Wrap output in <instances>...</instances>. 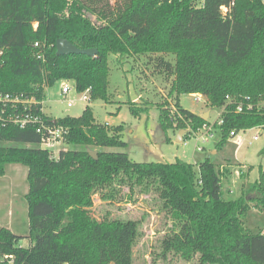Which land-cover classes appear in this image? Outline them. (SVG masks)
<instances>
[{
  "label": "trees",
  "instance_id": "1",
  "mask_svg": "<svg viewBox=\"0 0 264 264\" xmlns=\"http://www.w3.org/2000/svg\"><path fill=\"white\" fill-rule=\"evenodd\" d=\"M226 4L228 0H205L202 9H195L178 0H0V93L43 100L46 88L69 81L79 93L89 90L90 101H105L110 56L119 63L128 56L172 54L173 65L159 62L164 73L173 75L169 95L200 94L211 109L223 108L219 151L230 132L264 125V107L237 113L225 99L248 95L254 104L263 101L264 0H235L222 18L220 6ZM59 39L97 53L59 56ZM35 41L42 44L43 60L36 58ZM175 105L193 131L207 123ZM129 111L134 116L142 112L132 104ZM159 121L168 141L173 121L166 111ZM55 122L69 129L64 144L71 147L59 151L56 160L39 148L33 128H0V176L5 165L20 164L27 168L28 183L27 234L0 229V264H132L130 242L112 236L135 224L98 221L89 210L96 193L112 200L116 187L126 186L131 194L135 187L151 184L158 186L161 209L173 223L168 253L187 264L194 259V264H264V234H251L243 222L251 208L264 212L261 168L250 189L236 200H224L221 182L227 170L220 172L210 158L196 172L180 160L137 163L125 153L107 152L126 146L123 127L97 123L88 107L78 118ZM183 127L180 123L176 129ZM88 151L96 152V159ZM259 155L264 156V148ZM49 239L52 246L46 245ZM23 240L28 247L21 246Z\"/></svg>",
  "mask_w": 264,
  "mask_h": 264
},
{
  "label": "rangeland",
  "instance_id": "2",
  "mask_svg": "<svg viewBox=\"0 0 264 264\" xmlns=\"http://www.w3.org/2000/svg\"><path fill=\"white\" fill-rule=\"evenodd\" d=\"M36 26L33 24V28ZM160 60L173 65L175 56L157 53L135 55L122 58L119 63L110 56L107 100L80 102L77 97L81 93L71 92L69 98L74 99L75 103L68 108L60 95V82H57L44 90L45 113L55 120L66 117L78 118L88 107L97 123L107 124L109 127L121 125L123 127L121 140L126 146L106 148L105 151L125 153L133 162L174 163L180 160L193 165L194 170L198 172L199 163L205 158H210L216 169H222L225 173L224 169L227 167L233 174L238 173L237 176L227 177L221 182L223 199H238L242 189L247 191L253 186L258 178L259 168L264 171V156L259 155L264 148V129L261 130L258 140L250 144V138L256 131L239 132L237 138L243 139V145L235 153V145L231 141L217 151L219 131L215 129L212 138H204L202 130L204 125L193 131L190 123L176 113L175 104L178 102L182 108L201 118H203L202 114L208 111L209 117L205 124L207 126H212L216 122L221 109H211L206 99L205 102L197 103L192 95H181L177 99L175 95H169L173 75L162 71ZM72 85L70 83L71 87ZM131 104L142 112L137 116L132 115L129 111ZM161 111H166L168 118L173 121L174 128L166 132L168 141L163 138L164 133L160 127ZM180 123L184 127L176 129ZM179 130L186 131L183 137L188 135L192 137L177 144L175 140ZM203 139L205 142H202ZM2 145L9 144L2 143ZM13 146L34 147L24 144ZM197 146L203 150L198 151ZM70 149L67 144L60 145L55 148L54 155L60 150ZM241 172L244 174L241 175ZM116 189L117 193L112 200H102L101 193H96L89 213L98 221L123 220L135 224L129 231L112 236L130 242L132 264H187L165 249L168 246L167 239L173 229V223L167 213L161 209L158 186L151 184L147 189L135 187L131 194L126 186ZM27 192V168L20 164L5 165L4 175L0 176V229L4 228L15 235L26 236ZM243 222L251 234L264 232V212L256 208L248 211ZM46 245L52 246L53 240H47ZM21 246L28 247V241L23 240ZM195 261L196 259L191 264Z\"/></svg>",
  "mask_w": 264,
  "mask_h": 264
},
{
  "label": "built area",
  "instance_id": "3",
  "mask_svg": "<svg viewBox=\"0 0 264 264\" xmlns=\"http://www.w3.org/2000/svg\"><path fill=\"white\" fill-rule=\"evenodd\" d=\"M178 1H188L193 8L202 9L204 7L205 0H178ZM235 0H228V4L220 6V14L222 18H226L231 12V8L234 5ZM36 25V24H35ZM32 48L37 50V59L43 60L41 55L42 44L39 41H35L32 45ZM3 59V51L0 50V64ZM69 81L60 82V95L63 98V101L66 103L68 108L72 107L75 103L74 99L69 98L71 92H77L74 84L70 86ZM195 102H205V98L200 94L192 95ZM226 102L229 104H234L235 111L237 113H244L246 111H251L253 108L264 107V97L263 101L254 104L253 99L244 95L239 98L237 101H232L229 96H226ZM77 100L80 102H89L90 95L89 90L81 92V95L77 97ZM44 99L37 100L33 96H26L21 93H0V128L16 127L19 129H24L31 127L35 130V133L40 138V148L49 152L50 157L54 160L57 159V155H54L55 148L60 147L66 141V137L69 134V129L65 126L56 124L55 120L52 123H48L46 118L52 119L45 113L44 109ZM223 108L220 110L216 122L211 126L204 125L202 130L204 131V138H212L215 129L221 126L223 123L222 120ZM107 125V124H105ZM264 129V125L254 127L248 130H255L256 133L250 138L249 144L253 141L258 140L261 130ZM247 130L240 131L242 133ZM239 132H230L229 136L231 139H234V144L236 149L240 148L243 145V139L237 138ZM188 137H191L188 135ZM202 142H205L204 139ZM198 151H202L203 148L197 146ZM61 151V150H60ZM238 174L235 172V175ZM237 176V175H236ZM7 259V258H5ZM3 258H0L2 261ZM8 263H11L12 258H8Z\"/></svg>",
  "mask_w": 264,
  "mask_h": 264
},
{
  "label": "water",
  "instance_id": "4",
  "mask_svg": "<svg viewBox=\"0 0 264 264\" xmlns=\"http://www.w3.org/2000/svg\"><path fill=\"white\" fill-rule=\"evenodd\" d=\"M55 49H56V54L59 56L63 55H87L89 57H94L97 53L95 49H79L72 45L70 42L64 39H59L55 43ZM207 118V114L203 116V119ZM186 133L185 130H179L177 133V137L175 142L177 144H181L183 141V135ZM88 155L92 159H96V152L94 151H88Z\"/></svg>",
  "mask_w": 264,
  "mask_h": 264
},
{
  "label": "crops",
  "instance_id": "5",
  "mask_svg": "<svg viewBox=\"0 0 264 264\" xmlns=\"http://www.w3.org/2000/svg\"><path fill=\"white\" fill-rule=\"evenodd\" d=\"M193 114H194V113H193ZM206 114H207V118H206L205 120L208 119V117H209V112L207 111V112H204V113L202 114V116H205ZM197 116H198V115H197ZM230 141L233 143V142H234V139H230L229 142H230ZM229 142H228V143H229ZM234 145H235V144H234ZM237 150H239V148L236 149V146H235L234 153H235ZM213 154H214V153H213ZM220 168H221V167H220ZM224 170H228L227 167H226ZM219 171L222 172L223 170H222V169H219ZM227 172H228V175H223V179H227V177H228V178H229V177H232V178H233V176L235 175V172H234V174H233L232 172H230L229 170H228ZM230 173L233 174V175L231 176ZM229 174H230V175H229ZM243 174H244V173L241 172V175H243ZM239 181H240V180H239ZM243 191H244V189H242V192H243ZM244 227H245V225H244ZM259 234H264V232L260 231Z\"/></svg>",
  "mask_w": 264,
  "mask_h": 264
}]
</instances>
